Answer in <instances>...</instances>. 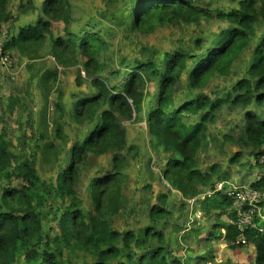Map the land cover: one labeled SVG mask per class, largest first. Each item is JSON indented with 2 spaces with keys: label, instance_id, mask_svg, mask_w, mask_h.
<instances>
[{
  "label": "rangeland",
  "instance_id": "1",
  "mask_svg": "<svg viewBox=\"0 0 264 264\" xmlns=\"http://www.w3.org/2000/svg\"><path fill=\"white\" fill-rule=\"evenodd\" d=\"M190 1L208 11L211 17L189 25L159 26L154 32L144 33L130 27L129 10L137 0H71L69 31L75 34L83 30L92 31L99 33L105 41L104 49L97 56L103 69L96 74L86 71L83 64L88 59L80 53L77 63L67 68L61 67L51 55L52 37L64 38L67 33L61 20H48L52 35L47 33L42 45L27 48V54L12 50L10 67L0 65V135L5 136L10 150L18 159H27L35 166L42 185L39 188L42 200L37 208L42 216L44 243L39 249H49L64 264H93L95 258L55 242V237L60 234L59 217L67 209H79L86 217L94 215L90 190L92 180L117 170L121 172L123 206L119 215L110 218L113 230L136 235L147 228L162 232L163 242L151 240L149 248H166L167 264H255L253 244L231 249L225 240L226 232L219 224L232 223L231 207L207 210L205 203L215 193L226 195L234 187L248 190L253 183L264 178V170L257 165L254 150L240 143L245 115L252 111L264 118V107L257 109V105L245 108L228 104L216 112L214 120L207 124L205 143L196 157L195 169L209 173L213 166H218L222 172H228L229 179L217 181L214 177L212 183L215 188L198 184L195 188L197 195L186 197L164 179L167 164L176 155L167 153L156 143L145 120L149 109L156 103L157 84L154 80L145 88L141 118L117 120L126 131L127 147L101 156L91 153L80 161L74 187L79 201L77 206L69 196L62 198L54 188L48 189L56 186L58 174L70 162L72 147L85 139L99 117L98 114L93 122H80L74 111L78 101L96 95L95 78L104 80L111 87L122 86L128 77V68L137 61H153L158 68H163L168 53L181 51L200 56L212 45L216 34L236 26L228 20L218 19L217 15L237 10L242 0ZM43 2L14 0L8 4L6 11L11 21L0 24L8 28L10 39L16 37L21 28L35 26L41 20ZM255 30L256 38L234 60L227 73L213 74L205 87L190 88L188 74L183 73L174 86L176 104L203 94L211 100L224 98L239 81L249 79L250 63L258 40L264 35L263 20L255 24ZM47 73L56 74V78L43 81ZM11 103H14L13 110L10 109ZM58 103L63 115L57 109ZM184 116L185 122L199 120V117ZM56 123L61 125L60 135ZM238 154L239 161L232 162ZM115 156L120 159L118 168L113 162ZM0 181L3 186L11 188H20L23 183L15 178H1ZM219 183L224 184L221 191L217 190ZM260 190L264 193V186ZM221 199V196H216L212 203H219ZM155 207L164 209L167 214L161 219L152 218L151 211ZM45 242L49 243L48 248ZM147 250L137 249V253L143 255ZM122 262H127L124 255L109 264Z\"/></svg>",
  "mask_w": 264,
  "mask_h": 264
},
{
  "label": "trees",
  "instance_id": "2",
  "mask_svg": "<svg viewBox=\"0 0 264 264\" xmlns=\"http://www.w3.org/2000/svg\"><path fill=\"white\" fill-rule=\"evenodd\" d=\"M12 1L0 0V22L10 20L11 16L6 10ZM238 7L237 10L217 15L218 19L228 20L236 26L216 34L212 45L200 56L181 51L168 53L163 68H158L153 61H137L128 68L129 74L122 86L111 87L104 80L95 78L93 85L97 90L96 95L78 101L74 111L80 122H93L98 114L99 117L85 139L74 144L70 162L58 174L56 186L48 189L54 188L62 198L69 196L77 206L79 201L74 187L80 161L91 153L101 156L127 147L126 131L117 120L135 121L141 118L145 88L154 80L157 84L156 103L145 117L149 134L164 151L176 155L168 162L164 179L186 197L197 195L195 188L198 184L215 188L212 183L214 177H217V181L229 179L228 172H222L218 166H213L209 173L196 170V157L204 146L207 124L214 120L216 112L224 105L236 104L245 108L257 105V109L264 107V35L259 38L250 63L249 79L239 81L224 98L211 100L203 94L176 104L173 91L183 73L188 74L189 87L194 90L205 87L213 74H226L234 60L256 38L255 24L264 21V0H242ZM42 12L41 20L35 26L21 28L19 34L7 43L6 50H19L27 54V48L42 45L46 34L52 35L48 20H61L66 25V36L52 37L51 40V55L56 62L64 68L74 66L80 53L87 56L88 60L83 65L88 73L102 71L97 56L104 49L105 41L99 33L92 31L83 30L78 34L69 31L71 0H44ZM128 16L131 29L144 33L154 32L159 26L189 25L211 17L208 11L197 7L190 0H137ZM48 74L43 77V81L56 78V74ZM11 105L10 109L13 110L14 103ZM57 109L64 114L61 104H57ZM184 115L199 117V120L185 122ZM244 119L240 143L254 150L256 163L261 166L260 160L264 157V118L250 111ZM56 125L60 135L61 125ZM4 137L0 135V180L15 178L23 183L20 188H11L3 186L0 181V264H64L49 249H39L44 243L42 216L37 208L42 200L40 178L34 164L27 159H18ZM239 158L238 154L232 162L237 163ZM113 162L118 168L119 157L115 156ZM120 182V170L93 179L90 190L96 213L86 217L79 209H67L58 219L60 234L55 237V242L70 250L76 248L91 254L95 258L93 264H109L122 255L127 262L120 264L135 261L138 264H167L166 248H149L151 240L163 242L162 232L147 228L139 235L133 232L122 234L111 228L110 218L119 215L123 206ZM252 185L261 189L264 178ZM216 196L222 199L213 204ZM231 205V198L220 193H215L205 203L207 210H220ZM166 214L164 209L158 207L151 211L154 219H161ZM230 217L232 223L219 225L226 232L225 240L230 244L229 247L240 248L243 246L239 240L241 232L235 224L237 214L234 210L230 212ZM242 235L255 246V264H264V236L260 234L259 226L248 228ZM45 247H49L48 242H45ZM137 249L149 250L138 255ZM136 256H139L138 261Z\"/></svg>",
  "mask_w": 264,
  "mask_h": 264
},
{
  "label": "built area",
  "instance_id": "3",
  "mask_svg": "<svg viewBox=\"0 0 264 264\" xmlns=\"http://www.w3.org/2000/svg\"><path fill=\"white\" fill-rule=\"evenodd\" d=\"M10 40L8 28L0 24V65L3 67H10L12 63L10 51L5 49ZM260 165L264 170V157L260 160ZM223 185L219 183L217 190L221 191ZM242 188L234 187V190L228 191L226 196L232 200L231 211L234 210L237 214L235 224L241 232L239 240L243 246H249L242 235L248 228L259 226V232L264 236V193L255 187H250L251 189L248 190H241Z\"/></svg>",
  "mask_w": 264,
  "mask_h": 264
},
{
  "label": "clouds",
  "instance_id": "4",
  "mask_svg": "<svg viewBox=\"0 0 264 264\" xmlns=\"http://www.w3.org/2000/svg\"><path fill=\"white\" fill-rule=\"evenodd\" d=\"M11 21V20H10ZM12 38V37H11ZM10 51V50H9ZM11 54V53H10ZM250 245L249 246H251V243H249ZM243 247V246H242Z\"/></svg>",
  "mask_w": 264,
  "mask_h": 264
},
{
  "label": "crops",
  "instance_id": "5",
  "mask_svg": "<svg viewBox=\"0 0 264 264\" xmlns=\"http://www.w3.org/2000/svg\"><path fill=\"white\" fill-rule=\"evenodd\" d=\"M255 259V258H254ZM255 261V260H254Z\"/></svg>",
  "mask_w": 264,
  "mask_h": 264
}]
</instances>
